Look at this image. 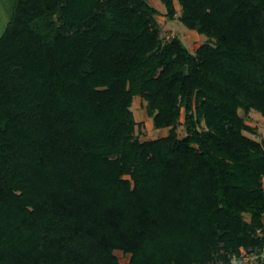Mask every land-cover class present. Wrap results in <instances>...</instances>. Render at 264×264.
Instances as JSON below:
<instances>
[{
  "label": "trees",
  "instance_id": "1",
  "mask_svg": "<svg viewBox=\"0 0 264 264\" xmlns=\"http://www.w3.org/2000/svg\"><path fill=\"white\" fill-rule=\"evenodd\" d=\"M177 1L193 53L146 0H13L0 264H264V148L238 113L264 117V0ZM135 96L166 135L138 137Z\"/></svg>",
  "mask_w": 264,
  "mask_h": 264
},
{
  "label": "rangeland",
  "instance_id": "2",
  "mask_svg": "<svg viewBox=\"0 0 264 264\" xmlns=\"http://www.w3.org/2000/svg\"><path fill=\"white\" fill-rule=\"evenodd\" d=\"M146 1L156 10L155 18L158 22L160 36L163 38V40H169L172 37H177L191 53H193L200 44L207 41L208 37L206 35L197 33L195 30L188 29L180 22L178 19L180 6L177 0H173L174 7L176 9V14L173 19H168L166 17L165 7L160 0ZM12 4L13 0H0V35L2 34L9 19ZM130 109L136 123V134L141 140L156 138L167 134V128L156 129L153 127L152 120L151 118L147 117L143 108V102L139 96H135L132 99ZM238 113L245 119V122L253 128V132L244 131L243 133L256 141H259L264 148V117L254 109H251L248 114H245L241 109H239ZM182 122L183 114H181L180 123L177 126V133L178 137L180 138L185 135ZM245 218L248 220V215H245ZM114 254L121 263H125L128 259V256L124 255L121 251L115 250ZM263 256L264 255L262 254L260 258ZM240 260H242L243 264L257 263L256 256L254 254L248 253L247 251L242 252V255H240ZM232 262H236V259L232 260ZM259 263L260 262L258 261L257 264Z\"/></svg>",
  "mask_w": 264,
  "mask_h": 264
},
{
  "label": "built area",
  "instance_id": "3",
  "mask_svg": "<svg viewBox=\"0 0 264 264\" xmlns=\"http://www.w3.org/2000/svg\"><path fill=\"white\" fill-rule=\"evenodd\" d=\"M243 251H245V250H244V249H241V255H242V252H243ZM262 254L264 255V248H263V250H262V252H261V254H260L259 256H261ZM263 257H264V256H263Z\"/></svg>",
  "mask_w": 264,
  "mask_h": 264
}]
</instances>
